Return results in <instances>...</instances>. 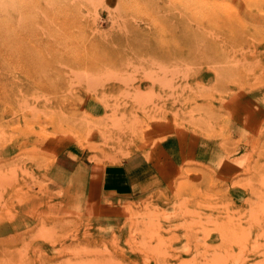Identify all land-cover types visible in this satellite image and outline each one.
Segmentation results:
<instances>
[{"label":"rangeland","instance_id":"374dc122","mask_svg":"<svg viewBox=\"0 0 264 264\" xmlns=\"http://www.w3.org/2000/svg\"><path fill=\"white\" fill-rule=\"evenodd\" d=\"M0 264H264V0H0Z\"/></svg>","mask_w":264,"mask_h":264},{"label":"crops","instance_id":"0c3cea01","mask_svg":"<svg viewBox=\"0 0 264 264\" xmlns=\"http://www.w3.org/2000/svg\"><path fill=\"white\" fill-rule=\"evenodd\" d=\"M77 151L60 153L54 163L55 179L65 184L71 176L85 188L107 199H137L161 191L166 181L159 169L142 154L118 165L96 166ZM129 161V162H128Z\"/></svg>","mask_w":264,"mask_h":264}]
</instances>
